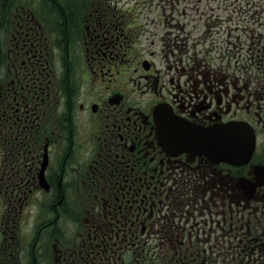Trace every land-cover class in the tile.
<instances>
[{"label": "flooded vegetation", "instance_id": "af4514ba", "mask_svg": "<svg viewBox=\"0 0 264 264\" xmlns=\"http://www.w3.org/2000/svg\"><path fill=\"white\" fill-rule=\"evenodd\" d=\"M161 1L0 0V264H264V31ZM163 104L251 158L165 150Z\"/></svg>", "mask_w": 264, "mask_h": 264}, {"label": "rangeland", "instance_id": "374dc122", "mask_svg": "<svg viewBox=\"0 0 264 264\" xmlns=\"http://www.w3.org/2000/svg\"><path fill=\"white\" fill-rule=\"evenodd\" d=\"M29 2H34V0H26ZM138 0H133V2L129 3L127 6L128 11H133L136 9L137 11L143 10L145 11V7L143 4L145 0H139L137 6L134 4ZM176 4V10L180 12L186 11V17L190 20L197 22V25L202 26L204 22L212 21V24H217L215 20H211L213 13L221 18V22L224 18H227L229 14H232L234 17V23L240 22L243 24L241 26L247 27L248 32H253L254 30H263L264 31V0H251L250 2L247 0H172ZM228 6L230 9L227 10ZM136 7V8H135ZM132 8V10H129ZM145 10H144V9ZM232 9V10H231ZM239 24V25H240ZM57 26V22L53 24V27ZM225 27V26H224ZM232 28H238V24L231 25ZM191 27H188L187 30H190ZM219 29V28H218ZM72 58L77 62L79 58L77 57V52L72 51ZM82 100L86 103L90 102V95L85 92L82 95ZM90 115L86 116L89 119ZM86 122H82V126L78 127L84 128ZM76 130L75 133H77ZM74 133V134H75ZM76 139V138H75ZM86 153L83 154L82 157H85ZM213 236V235H212ZM46 261H51V256L46 257Z\"/></svg>", "mask_w": 264, "mask_h": 264}]
</instances>
